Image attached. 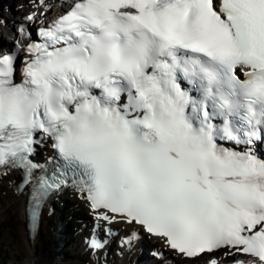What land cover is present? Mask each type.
Segmentation results:
<instances>
[{
    "label": "snow or ice",
    "instance_id": "1",
    "mask_svg": "<svg viewBox=\"0 0 264 264\" xmlns=\"http://www.w3.org/2000/svg\"><path fill=\"white\" fill-rule=\"evenodd\" d=\"M39 36L19 82L0 52V167L35 182L32 217L71 175L99 219L264 264V156L225 146L264 142V0H73Z\"/></svg>",
    "mask_w": 264,
    "mask_h": 264
},
{
    "label": "rangeland",
    "instance_id": "2",
    "mask_svg": "<svg viewBox=\"0 0 264 264\" xmlns=\"http://www.w3.org/2000/svg\"><path fill=\"white\" fill-rule=\"evenodd\" d=\"M34 0H0V50L3 46L10 44L14 38L19 35L18 28L24 24V19L27 21L24 29L31 28L29 25L37 24L38 15L34 21L27 19L29 11L26 10V5H29ZM40 0H35L34 2ZM50 2L51 11L56 7L55 0ZM59 3V0H57ZM68 2L72 0H67ZM28 12V15L26 13ZM41 11H39L40 13ZM37 13V14H39ZM33 21V24H32ZM10 39V40H9ZM13 43V42H12ZM19 52L22 50V45L18 44ZM38 156V155H37ZM42 156V157H40ZM45 156V148H39V157L43 159ZM2 182L4 184H2ZM6 181L1 180L0 183V255L3 259L2 264H27L31 257V247L28 244L26 235L23 233L24 220L19 215H14L5 208V198L8 193ZM59 198L53 202L49 214L50 234L45 235L43 243L42 258L46 260V264H131V260L125 262V245L128 243L124 240L121 233L110 235L109 230L104 226L101 228V235L96 239L103 244L105 250L99 251L98 248H91L90 242L93 238L94 228L89 224L90 214L85 207L76 204L73 200ZM64 212H70L72 220H79L80 225L75 229L72 237L70 234H65L62 227L67 224L63 218ZM70 219V220H71ZM69 219H67V222ZM105 234H108L105 236ZM110 238L107 240L106 238ZM142 248L141 246H139ZM42 249V248H41ZM40 249V250H41ZM143 261L139 264H159V259L149 257L150 250L148 247L143 249ZM40 252V251H39ZM136 255V254H135ZM239 252L232 250L231 254L220 252L217 257H221L222 261L230 262L233 259L240 257ZM137 256V255H136ZM98 258V259H97ZM131 258V257H130ZM162 264V263H161ZM187 264H202L201 259Z\"/></svg>",
    "mask_w": 264,
    "mask_h": 264
},
{
    "label": "bare ground",
    "instance_id": "3",
    "mask_svg": "<svg viewBox=\"0 0 264 264\" xmlns=\"http://www.w3.org/2000/svg\"><path fill=\"white\" fill-rule=\"evenodd\" d=\"M35 1V0H34ZM31 2L29 5H26V10H28L29 16L36 15L39 13V11L44 10V14L46 17H50L51 21L58 18L59 15H61L65 10H67L68 6L71 4L67 0H59V3L57 5V8L50 12L49 8V2L48 0H41L36 2ZM33 20V19H31ZM24 29V28H23ZM29 30L24 29V35H21L19 33L17 37V41H21L22 50L19 52V49L16 50L18 53H22L25 51V44L30 39ZM19 48V47H18ZM47 137L42 139V141L47 142ZM46 154L44 159H40L39 162H42L46 159L48 155H51L52 150L50 147H45ZM37 157V152H36ZM38 158V157H37ZM20 177V169L16 168H10V167H0V183L1 180L6 181L7 186L9 188L7 197L5 198V208L11 212L14 215H19L22 220H24L25 224L23 227V233L26 235L28 244L31 247V257L28 259L27 264H46V260L42 258L43 248H44V241H45V235L50 234V214L49 211L51 209L52 205V199H49L46 204L44 205L43 209V218L41 222V228L38 237L35 239H32L30 237V233L27 228V215H26V204H27V188H25L23 191H19L17 187V182ZM2 184H4L2 182ZM65 198L72 199L73 202H76V204H79L86 208V210L89 212V224H92V227L94 228L93 237L99 238L103 233H101V228L104 226L109 230L110 235H114L115 233H121L124 237V235H130L132 236L133 233H136V238H134L130 243L128 240H126L128 243L125 245V262L128 260H131V264H139V261H143V256L141 255L144 251L143 249H146V247L149 248L151 252H154L153 250H157L158 253L161 252V255L156 254L158 257H162L161 260H159V264H187L195 261L194 257H186L183 254H178L171 248H169L164 240L162 238L153 236L145 231L143 226L133 222L128 223L126 220L120 218L119 216H116V218L112 221H104L103 219H99L98 215L99 212L97 210H93L91 208L90 202L87 199L86 193H82L79 188L76 186L67 187L64 190H61L59 193L55 195L54 201L58 199ZM62 200V201H63ZM104 211V210H100ZM109 215H115L109 213ZM109 240L110 238H106ZM141 246L142 248H140ZM42 248V249H41ZM92 248V247H91ZM41 249V250H40ZM93 249V248H92ZM99 251L105 250L104 248H99ZM222 252H232V250L228 249H220ZM40 251V252H39ZM240 253V252H239ZM137 256H136V255ZM240 257L238 259H235L230 264H234L237 260H247L249 257L243 253H240ZM131 257V258H130ZM149 257L154 258L151 254ZM98 259V258H97Z\"/></svg>",
    "mask_w": 264,
    "mask_h": 264
},
{
    "label": "trees",
    "instance_id": "4",
    "mask_svg": "<svg viewBox=\"0 0 264 264\" xmlns=\"http://www.w3.org/2000/svg\"><path fill=\"white\" fill-rule=\"evenodd\" d=\"M70 215L71 214L69 212H65L64 213V216H63L62 220H64L67 224L64 225L62 227V229H63L65 234H70L69 237H72L73 236V230H72L73 225L77 226L79 224V222L76 221V220H74V221L70 220V221L67 222V219H69ZM2 261H3V259H2L1 255H0V264H2Z\"/></svg>",
    "mask_w": 264,
    "mask_h": 264
}]
</instances>
